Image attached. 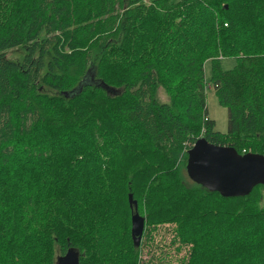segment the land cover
Wrapping results in <instances>:
<instances>
[{"label": "trees", "instance_id": "1", "mask_svg": "<svg viewBox=\"0 0 264 264\" xmlns=\"http://www.w3.org/2000/svg\"><path fill=\"white\" fill-rule=\"evenodd\" d=\"M200 138L264 155V0H0V264L72 248L80 264H152L130 195L146 240L174 226L181 264H264V185L224 198L191 181Z\"/></svg>", "mask_w": 264, "mask_h": 264}, {"label": "water", "instance_id": "2", "mask_svg": "<svg viewBox=\"0 0 264 264\" xmlns=\"http://www.w3.org/2000/svg\"><path fill=\"white\" fill-rule=\"evenodd\" d=\"M187 174L191 181L202 185L224 198L249 196L259 185H264V155L239 154L233 147L215 145L200 138L188 152ZM132 215V237L140 246L146 220L138 212V204L129 196ZM57 264H80V254L70 249L58 258Z\"/></svg>", "mask_w": 264, "mask_h": 264}, {"label": "rangeland", "instance_id": "3", "mask_svg": "<svg viewBox=\"0 0 264 264\" xmlns=\"http://www.w3.org/2000/svg\"><path fill=\"white\" fill-rule=\"evenodd\" d=\"M9 58L14 60H21L23 53L21 50H15L9 52ZM235 58L222 59L221 65L223 70H232L236 65ZM211 79V62L206 61L205 63V82H206V104L208 108L209 118L215 121V130L224 135L228 132V110L219 104L216 92L212 84ZM93 78L87 76L80 84V89L86 84L92 83ZM158 99L160 102H168L169 96L163 88L159 89ZM264 194V191L262 192ZM264 204V200H263ZM154 226L148 227L147 231L153 229ZM173 225H163L157 227L151 232L153 239L146 240L149 238L145 231L142 239L143 255L142 259L144 262L151 260L152 264H181L182 259L187 257V249L177 251L175 245L172 246V240L174 238Z\"/></svg>", "mask_w": 264, "mask_h": 264}]
</instances>
